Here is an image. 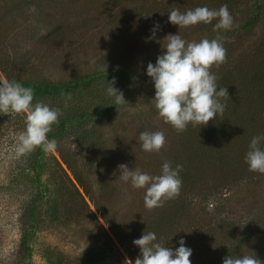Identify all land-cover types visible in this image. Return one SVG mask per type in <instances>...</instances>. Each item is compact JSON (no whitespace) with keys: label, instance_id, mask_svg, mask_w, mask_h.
Masks as SVG:
<instances>
[{"label":"rangeland","instance_id":"rangeland-1","mask_svg":"<svg viewBox=\"0 0 264 264\" xmlns=\"http://www.w3.org/2000/svg\"><path fill=\"white\" fill-rule=\"evenodd\" d=\"M114 1L117 0H0V76L22 85L24 81L46 80L71 85L85 78L69 92L67 107L66 96L61 93L68 92L34 97L33 103L42 101L62 111L59 124L49 133L58 142L54 153L38 148L27 156L16 157V138L25 129V116L0 114V264L18 263L14 253L21 237L20 214L27 201L35 197L39 198L35 225L27 235L29 264H45L47 250L63 251L70 259L83 252L93 253L95 264H126L130 259L127 241L125 249L115 239L112 243L107 238L113 239V235L105 219L118 226L126 220L147 217L149 209L144 205L145 189H135L130 182L121 181L118 166L126 164L130 170L138 168L159 175L160 161L170 140V134L159 123L161 117L153 100L154 82L146 74L147 65H155L157 57L166 51L162 47L168 34H179L189 42H197L200 35L196 25L179 29L169 21L164 23L165 30L153 33L139 26L138 14H127L126 23L120 22L113 10ZM133 2L144 8L153 2L161 11L169 0ZM57 27L65 29L62 36L56 34ZM263 29L264 11L251 32H241L238 40L235 36L224 38L225 48L237 42L223 65L243 61ZM153 35L154 39H148ZM105 64L113 66L111 72L102 70ZM5 66H10L11 78L2 71ZM120 70L127 75L116 76L115 71ZM114 77V87L123 92L126 100L121 105H115L114 97L107 94L108 81ZM143 131H162L165 147L159 153L143 151L139 141ZM101 147L113 158L105 160ZM75 175L85 183L90 197L77 184ZM260 177L231 189H220L221 196L208 198L205 205L197 201L187 206L188 211L197 213L204 206L207 209L199 230L205 232L220 218L244 225L258 214L264 216L259 213L264 210V175ZM212 217L216 219L212 221ZM226 226L223 230L231 229V225ZM193 230L183 229L180 235L190 236ZM204 238L209 241L208 235ZM219 242L214 235L209 243L187 245L193 252L191 264L211 260V255L220 251ZM85 260L82 264L94 263Z\"/></svg>","mask_w":264,"mask_h":264},{"label":"trees","instance_id":"trees-1","mask_svg":"<svg viewBox=\"0 0 264 264\" xmlns=\"http://www.w3.org/2000/svg\"><path fill=\"white\" fill-rule=\"evenodd\" d=\"M24 3H31L32 0H22ZM263 0H169L164 5L168 7L156 10V3H151L144 8L142 5H136L133 0H117L113 2V10L118 14L120 22L126 23L124 17L127 14L139 15L138 24L143 25L150 31L155 24H159L156 30H165L164 23L168 22V15L171 9L179 8L181 12L196 7H208L209 9H219L222 5H227L228 10L234 18L232 30L224 32L214 31L212 24H198L200 39H214L218 34L225 39L238 35L241 32H251L258 23L260 16L264 11ZM144 4V3H142ZM56 34L63 35L65 29L57 27ZM226 42V41H225ZM237 41L231 46H227L228 52L233 49ZM224 44V43H223ZM108 67L107 72H111L113 66L105 64ZM5 76L11 78L10 66L2 68ZM213 74L217 76V85L226 87L230 100L227 103L226 111L223 116H218L216 120L209 121L207 126H188L187 131L177 133L170 125L165 124L162 118L159 119L160 125L164 126L166 133L170 134L168 151L163 153L161 163L171 162L173 168L177 164L183 165V171L180 172L182 179V189L178 198L167 201L163 207L149 210L147 217L138 219V221L120 222L114 226L108 219L105 222L109 227L113 239L107 237L113 243L114 239L125 249V241L128 243L127 254L133 261L140 255L139 248L133 244L135 239H139L146 232H155L159 242L166 247L175 250L178 241L183 238L185 246L202 242L209 243L212 236L219 237L220 251L211 255V260H206L203 264H223V258L229 255L255 256L264 262V216L257 215L250 218L244 225L235 221L223 220L220 218L214 226L202 232L198 224L208 214L207 209L201 213L188 211L186 208L195 205L196 202L207 204L208 198L220 197V189H231L239 183L254 181V178L260 179L264 174L249 171V166L245 162V155L249 151V144L254 136L264 135V29L258 37L256 45L250 49L249 54L236 62L235 65H223L218 70L212 68ZM118 77H125V71H115ZM85 81V78L72 83L54 81H24L25 87L34 89V97H45L59 92H71L78 88L79 84ZM19 82V81H17ZM158 119V118H157ZM68 123V122H66ZM64 126V125H63ZM62 126V127H63ZM64 128V127H63ZM169 129V130H168ZM49 139H55L48 134ZM105 160L113 158L111 152L104 147ZM108 155V158H106ZM104 160V162H106ZM35 164L38 160H35ZM66 163V162H65ZM68 164V163H66ZM69 179V178H68ZM77 184L89 197L88 188L80 177L75 175ZM35 197L27 201L23 212L20 214L21 237L16 246L15 256L18 258L17 264H29L30 250L27 244V235L32 232L34 224V214L36 212ZM192 201H194L192 203ZM199 212V210H198ZM259 213H264L260 210ZM104 217V216H103ZM137 217V216H136ZM216 217H212V221ZM224 224V225H223ZM231 225V229H225L223 226ZM190 236L180 235L183 229H193ZM227 228V226H226ZM218 231H221L220 233ZM201 232V234H199ZM208 233V234H206ZM208 235L209 241L204 238ZM198 241H194V239ZM113 240V241H112ZM179 247V246H178ZM177 247V248H178ZM93 253H81L77 258L70 259L65 256L63 251L47 250L45 253V264H95ZM194 257H190L192 260Z\"/></svg>","mask_w":264,"mask_h":264},{"label":"clouds","instance_id":"clouds-1","mask_svg":"<svg viewBox=\"0 0 264 264\" xmlns=\"http://www.w3.org/2000/svg\"><path fill=\"white\" fill-rule=\"evenodd\" d=\"M168 20L180 28H189L198 24L209 25L216 21L214 31H230L234 26V18L227 5L219 9L196 7L181 12L173 8ZM159 24L151 30L155 33ZM148 39H154V35ZM166 51L159 55L155 65H147L146 74L154 82L155 108L165 124H170L177 133L187 131L188 126H207L209 121L222 117L230 100L226 87L217 85V76L211 71L227 62V50L223 46L224 37L217 35L214 39H202L199 42L186 41L179 34H168L164 40ZM160 42V41H157ZM107 72V65L102 68ZM107 94L114 97V104L126 102L122 91L114 87L115 77L108 81ZM67 101L71 93H61ZM34 100V89L22 86L17 81H9L0 76V114L15 113L25 116V129L16 138L15 156H27L36 149L45 153H54L58 148L56 139H49L53 126L58 125L62 111L58 107ZM142 150L148 153H159L166 145V137L162 131H143L139 134ZM249 171L264 174V135L254 136L245 155ZM119 168V179L131 184L135 189H145L144 205L147 209L163 207L169 200L179 197L182 189L180 172L183 165L173 168L171 162L165 161L159 175H150L138 168L129 169L126 164ZM212 211L211 207L208 209ZM179 247L173 250L158 241L155 232H144L133 244L140 250L134 264H191L192 249L185 246L181 238ZM126 264H133L126 259ZM223 264H264L255 256L229 255L223 258Z\"/></svg>","mask_w":264,"mask_h":264}]
</instances>
